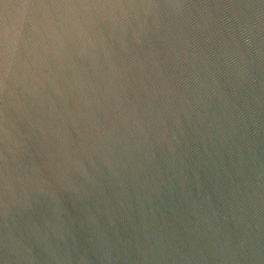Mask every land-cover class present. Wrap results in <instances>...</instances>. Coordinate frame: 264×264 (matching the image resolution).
<instances>
[{
  "label": "water",
  "instance_id": "95a60500",
  "mask_svg": "<svg viewBox=\"0 0 264 264\" xmlns=\"http://www.w3.org/2000/svg\"><path fill=\"white\" fill-rule=\"evenodd\" d=\"M0 264H264V0H0Z\"/></svg>",
  "mask_w": 264,
  "mask_h": 264
}]
</instances>
